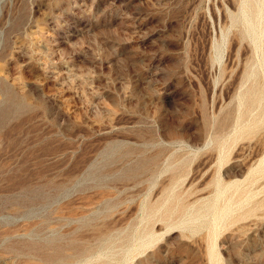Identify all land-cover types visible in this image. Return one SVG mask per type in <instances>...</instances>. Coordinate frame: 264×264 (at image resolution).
Returning a JSON list of instances; mask_svg holds the SVG:
<instances>
[{
	"label": "rangeland",
	"instance_id": "374dc122",
	"mask_svg": "<svg viewBox=\"0 0 264 264\" xmlns=\"http://www.w3.org/2000/svg\"><path fill=\"white\" fill-rule=\"evenodd\" d=\"M262 158L264 0H0V264H264Z\"/></svg>",
	"mask_w": 264,
	"mask_h": 264
},
{
	"label": "bare ground",
	"instance_id": "6f19581e",
	"mask_svg": "<svg viewBox=\"0 0 264 264\" xmlns=\"http://www.w3.org/2000/svg\"><path fill=\"white\" fill-rule=\"evenodd\" d=\"M256 154V153H255ZM254 154V155H255ZM259 154V153H258ZM238 157V156H237ZM253 159V158H252ZM250 161V160H249ZM264 162V158H262L261 159V163H263ZM256 169V168H255ZM255 169L253 170V171H255ZM252 171V172H253ZM233 183H235V186L237 185V183L239 184V185H237V189H239L240 188V184H241V182H233ZM222 185V183L221 182H219V185H218V189H219V193H222V195H223V193L224 192H226V188L225 187H222L221 186ZM228 185V184H227ZM231 185V184H230ZM226 194V193H225ZM249 195V194H248ZM247 195V196H248ZM229 201V200H228ZM230 202V201H229ZM232 202V201H231ZM217 204V203H216ZM231 204V203H230ZM230 204L228 203L225 207H222V208H220V209H218V208H216L215 209V214H214V224L215 223H217L219 220H221V218L225 215V214H228L229 213V211L231 212V206H230ZM233 210V209H232ZM218 226V225H217Z\"/></svg>",
	"mask_w": 264,
	"mask_h": 264
}]
</instances>
